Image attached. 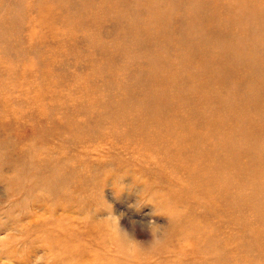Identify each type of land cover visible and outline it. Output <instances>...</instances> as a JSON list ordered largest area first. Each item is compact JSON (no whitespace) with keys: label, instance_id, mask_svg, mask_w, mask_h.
Here are the masks:
<instances>
[{"label":"rangeland","instance_id":"rangeland-1","mask_svg":"<svg viewBox=\"0 0 264 264\" xmlns=\"http://www.w3.org/2000/svg\"><path fill=\"white\" fill-rule=\"evenodd\" d=\"M0 264H264V0H0Z\"/></svg>","mask_w":264,"mask_h":264},{"label":"clouds","instance_id":"clouds-1","mask_svg":"<svg viewBox=\"0 0 264 264\" xmlns=\"http://www.w3.org/2000/svg\"><path fill=\"white\" fill-rule=\"evenodd\" d=\"M103 210L107 212V215L101 219L104 222L108 238L123 252L134 256L145 251H154L164 243V226L157 224L154 220L141 223V230L147 231L151 237L150 241L145 244L144 241L137 239L135 236V221L132 222V230H129L121 223L124 214H116L112 211V208H104Z\"/></svg>","mask_w":264,"mask_h":264},{"label":"bare ground","instance_id":"bare-ground-1","mask_svg":"<svg viewBox=\"0 0 264 264\" xmlns=\"http://www.w3.org/2000/svg\"><path fill=\"white\" fill-rule=\"evenodd\" d=\"M180 131L179 130H167L164 134H163V136H162V140H165L166 142H171V141H173V140H175V139H177V140H179V141H183V142H189V140L191 139V137H190V135L191 134H181V133H179ZM160 139V140H161ZM226 193V194H228V191L225 189V190H222V193ZM224 196H228V195H224ZM198 238H200L201 240H203V242H206L207 240H208V238H205L204 236L203 237H201V236H198Z\"/></svg>","mask_w":264,"mask_h":264}]
</instances>
